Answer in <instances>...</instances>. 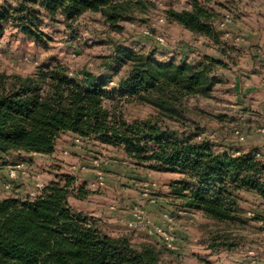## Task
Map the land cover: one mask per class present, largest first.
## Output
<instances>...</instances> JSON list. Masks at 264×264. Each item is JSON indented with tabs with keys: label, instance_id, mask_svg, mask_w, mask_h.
I'll use <instances>...</instances> for the list:
<instances>
[{
	"label": "trees",
	"instance_id": "1",
	"mask_svg": "<svg viewBox=\"0 0 264 264\" xmlns=\"http://www.w3.org/2000/svg\"><path fill=\"white\" fill-rule=\"evenodd\" d=\"M16 1L0 3V36L11 25L38 43L48 38L44 23L63 26L74 35L84 15L100 13L118 29L130 11L143 5L117 0ZM207 3L191 0V10H171L168 21L219 43L222 31L214 25L215 11ZM156 50L115 44L98 73L83 69L73 74L58 60L27 77L0 72V156L53 155L58 139L69 133L83 143L120 149L136 167L178 174L169 185V198L179 210L216 223L244 224L245 194L264 200L261 148L244 151L217 144L200 127L181 130L170 124H185L183 101L207 96L218 82L214 68L224 61L210 55L192 63L187 56L164 59L168 53L159 59ZM132 102L156 113L128 121L124 107ZM76 184V177L62 175L34 198L0 200V264H168L166 250L158 243L135 245L126 237L105 235L74 209L70 197ZM223 238L214 239L209 249L219 247L217 241Z\"/></svg>",
	"mask_w": 264,
	"mask_h": 264
},
{
	"label": "rangeland",
	"instance_id": "2",
	"mask_svg": "<svg viewBox=\"0 0 264 264\" xmlns=\"http://www.w3.org/2000/svg\"><path fill=\"white\" fill-rule=\"evenodd\" d=\"M8 1L12 5L17 2ZM117 1L143 3L127 14L118 29L108 25L102 14L89 13L80 19L74 35L63 26L44 23L42 31L48 38L38 43L6 25L0 36V72L27 77L58 60L73 74L83 69L98 73L115 44L145 52L157 49L159 59L162 53L172 52L180 60L187 51L190 63L210 55L225 63L214 68L218 82L207 96L184 100L185 124L170 122L171 126L181 130L200 127L217 144H231L244 151L257 147L264 155V0L257 1V11L250 6L252 0H202L208 2L209 9H216L214 25L222 31L219 43L201 40L185 27L168 21L171 10H191V0ZM227 15L232 20L223 27ZM161 18H167L166 24H159ZM235 20L241 23L237 24L242 28L239 35L232 31ZM255 31L258 34L252 36ZM157 35L167 38L165 45L156 42ZM155 113L139 102L124 107L128 121H143ZM62 175L77 178L70 197L74 209L88 216L105 235L126 237L135 245L158 243L166 250L168 264H264L261 197L245 194L244 224H221L201 214L185 213L169 198V185L180 178L178 174L136 167L120 149L83 143L69 133L58 139L53 155L0 156V200L34 198ZM8 183L12 189L5 191L3 185ZM140 212V225L130 226ZM158 230L174 236L173 250L164 245ZM219 236L224 237L217 241L220 246L210 250Z\"/></svg>",
	"mask_w": 264,
	"mask_h": 264
},
{
	"label": "built area",
	"instance_id": "3",
	"mask_svg": "<svg viewBox=\"0 0 264 264\" xmlns=\"http://www.w3.org/2000/svg\"><path fill=\"white\" fill-rule=\"evenodd\" d=\"M189 8H192V5H189ZM232 20V18H231V16H229V15H227L226 17H225V20H224V22H222V26L224 27L225 26V24H226V22H230ZM166 21H167V18H161L160 19V25H164V24H166ZM146 34L147 35H149L150 33H149V31L147 30L146 31ZM226 36H228V35H226ZM155 38V40H156V42L159 44V45H165V43L167 42V38L164 36V35H157L156 37H154ZM20 167V166H19ZM15 173H14V171H11V177L12 178H15ZM41 187V189L44 187V185H40ZM154 186V185H153ZM156 186V185H155ZM3 189L5 190V191H10L11 189H12V186H11V184H5V185H3ZM142 213L140 212L139 214H138V216L137 217H135V219H134V221H132L131 223H130V226H132V227H138L139 225H140V223L142 222L141 220V218H143L142 217ZM167 219H170V217H169V215H166L165 216ZM158 234H159V236H160V239H161V241L164 243V245L168 248V249H174V240H175V238H174V236L170 233V232H167V230H164V231H162V230H158V232H157Z\"/></svg>",
	"mask_w": 264,
	"mask_h": 264
},
{
	"label": "crops",
	"instance_id": "4",
	"mask_svg": "<svg viewBox=\"0 0 264 264\" xmlns=\"http://www.w3.org/2000/svg\"><path fill=\"white\" fill-rule=\"evenodd\" d=\"M242 1L244 2V1H246V0H242ZM257 1H258V0H252V3H250V6H251V8H254V11H257V8L255 7V5L258 3ZM247 2H248V1H247ZM257 5H258V4H257ZM214 10H216V9H214ZM240 18H241V17H240ZM241 19H244V18L242 17ZM173 24H174V25H180V24L177 23V22H173ZM237 24H238L239 26H241V23H240L238 20H235V21H234V24H232V27H233L232 31H234L235 34H238V35H239V34H240V31H242V28L238 27ZM181 26H182V25H181ZM191 33H192V32H191ZM192 34H194V33H192ZM255 34L257 35L258 33H257L256 31H255V33L251 32V35H252V36L255 35ZM194 35H195V34H194ZM256 35H255V36H256ZM196 36H198L199 39H201V40H203V39H204V40H205V39H206V40H209L208 38H206V37H204V36H203V37H200V35H196ZM172 54H173L172 52H171V53L169 52L167 55H168V56H171ZM185 56H187V51H185ZM193 62H195V60H194Z\"/></svg>",
	"mask_w": 264,
	"mask_h": 264
}]
</instances>
